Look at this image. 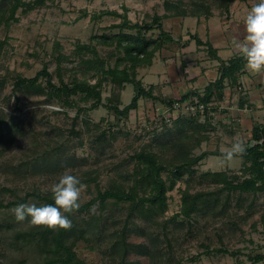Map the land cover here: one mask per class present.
<instances>
[{
	"label": "rangeland",
	"instance_id": "374dc122",
	"mask_svg": "<svg viewBox=\"0 0 264 264\" xmlns=\"http://www.w3.org/2000/svg\"><path fill=\"white\" fill-rule=\"evenodd\" d=\"M165 1H183L188 15L164 18V29L178 42L160 50L152 67L138 69V79L146 89L153 87L154 95L177 100L188 91L203 93L207 84L218 77L219 63L199 49L195 34L206 41L216 26H227L234 19L243 20L247 15L245 12L257 0H55L36 5L33 10L19 9L17 21L0 30V41L5 42L0 54V81L6 82L0 86V119H5V128V123L12 127L9 138L0 142V190L16 188L22 195L34 190L51 192V186L60 174L69 169L80 179L96 180V183L90 180L89 184H84L79 200L83 205L97 196L98 188L105 190L113 182L123 181L122 178L132 174L136 164L132 158L136 152L146 149L166 162L175 161L177 154L180 155L173 146L180 137V132H175V121L194 116L198 112L197 106L170 112L167 105L143 98L128 118L119 120L104 105L90 110L92 102L82 103L78 96L73 100L79 107L68 108L57 100L49 101L46 96L31 94L15 86L18 79L33 78L45 66L57 86L60 75L65 83L86 78L95 84L99 74L94 71L87 75L83 73L77 47L97 45L98 53L104 59L114 52L115 58L109 62L114 65L118 56L115 48L98 44L91 38L118 33L119 30L112 27L121 24L125 14L134 24L150 22L155 15H169ZM200 2L210 7L211 17L198 19L192 15L195 4ZM236 5L242 11L240 17L237 12L230 13V8L235 11ZM110 12H116L118 16L110 15ZM145 35L155 39L159 31H149ZM185 42L190 44L183 47ZM60 54L67 59L59 62ZM87 57L92 58V55ZM40 82L47 85L46 79ZM113 92L120 93L121 109L128 106L135 95L130 84L121 91L113 84H103V104L108 103ZM226 95L223 101L213 103L214 109L210 110L208 119L206 114L199 117L198 124L209 123L202 134L207 133L210 140L195 150L194 156L204 152L226 153L236 141L247 145L252 130L264 125V120L261 122L254 114L245 113L253 121L248 130L241 123L244 112H239L237 93ZM79 108L86 111L77 117ZM168 118L170 122L163 123ZM178 162L182 160L179 158ZM245 168L244 159L238 156L229 161L208 156L191 167L194 172L177 179L174 189L167 193L168 210L159 219L161 224H151L140 218L128 223L127 242L145 244L150 251L148 255L132 251L126 257V263L255 264L251 258L264 256V191H229L217 184L219 178L211 175L224 172L245 179L250 177L249 172H244ZM162 178L167 184L172 181L168 173H163ZM184 191L192 195L203 193L208 203L202 205L191 219L180 216L172 221L173 216L180 214ZM127 213L124 207L112 203L103 212L100 203L77 212L76 221L83 228L90 224L92 227H88V232H95L91 242L77 243V256L86 264H120L121 254L113 244L123 232ZM3 214L0 216V264H14L13 260H21V257L8 248L13 239L1 228L4 219L15 217L14 209ZM99 216L101 219L96 226L92 220ZM29 221L30 218L23 222L30 225ZM209 250L213 251L210 255L207 254ZM216 250H227L228 254Z\"/></svg>",
	"mask_w": 264,
	"mask_h": 264
},
{
	"label": "trees",
	"instance_id": "16d2710c",
	"mask_svg": "<svg viewBox=\"0 0 264 264\" xmlns=\"http://www.w3.org/2000/svg\"><path fill=\"white\" fill-rule=\"evenodd\" d=\"M49 1L54 2L55 0H0V30L3 27L9 28L12 22L17 21L16 13L19 9L26 8L27 11L33 10L36 5H45ZM164 7L169 15H155L150 22L134 24L128 20L125 14L121 24L112 27L113 29H118V33L111 36L102 35L91 38L92 41L96 40L98 44L115 48L118 56L114 65L109 64L115 58L116 54L114 52H110L109 55L107 54L108 57L104 59L99 55L97 45H79L77 47L76 53L82 58L83 73L87 75L89 71H94L97 75L99 74L98 81L95 84H92L86 78L74 81L71 84L65 83L60 75V83L57 86L53 83L52 75L49 73L47 66L38 72L35 77L20 78L16 82V87H22L26 92L31 94L46 96L49 101L57 100L64 107H79V103L73 100V97L76 96L79 97V101L82 103L87 104L92 102L90 110L98 109L104 105L119 120L128 118L130 112L138 107L139 100L143 98L159 101L167 105L170 112L174 111L176 104L181 106L185 104L197 106L198 112L187 119L178 118L175 121V132H180V137L173 143V146L175 145L180 155L177 154V157L175 156L174 162H166L162 157H159L160 155L158 156V154L146 149L136 152L132 158L136 162L133 173L122 178L123 181L113 182L105 190L98 188L95 198L88 203L80 205L79 209L74 212L69 213V218L72 221L70 229L34 226L30 222V225H27L28 223L25 225L23 221L20 224L21 221H17L14 216H11L8 220L4 219L5 224L1 225V228L4 233L9 232L10 235H7L13 239L12 242L10 241L8 248L14 254H17V257H21V260H13L14 264H86L77 256L75 249L79 241L87 240L91 242V237L95 235V232H88V227H92L90 224L86 228H83L81 223L76 221L75 214L88 210L96 203H100L102 212L108 209L110 203L116 206L121 205L128 212L126 217L127 223L123 228V232L120 238L113 244V248L117 247L121 254L120 264H127L126 257L132 251L139 254H149L150 248L145 244L134 245L127 242L125 231L128 223L135 218H140L141 220L149 221L151 224H161L159 219L168 210L167 193L174 189L175 181L185 173H193L194 170L192 171L191 167H194V165L200 163L208 156L224 158L225 153L220 151L214 153L204 152L201 155L194 156L195 150L204 142L210 140V136L207 133L202 134V131H207L206 127L209 123L198 124V119L205 114L208 119L210 112H212L210 110L214 109L212 107L213 103L225 99L226 89L228 87L233 89L239 86V75L245 70L246 61L242 55H234L228 60H222L217 55L218 50L209 40L203 41L199 38L198 34H195V40L199 49H203L212 60L219 63L217 79L208 83L203 93L197 90L188 91L177 100L154 95V88L150 87L146 89L142 81L138 79V69L152 67L153 60L160 50L164 49L167 45L178 42L164 29V18L171 17V15H188L183 1L176 3L165 1ZM194 9L195 11L192 12V15L198 19L202 16L211 17L210 7L203 2L195 4ZM227 9L226 12H229ZM109 14L118 16L116 12H110ZM149 31H159L158 37L155 39L148 38L145 33ZM4 44V41H0V54ZM189 44L190 42H185L183 47H187ZM89 54L92 55V58L87 57ZM57 59L60 62L67 59V56L60 54ZM42 79H46V86L43 85V82H40ZM5 83V80L0 81V86L2 87ZM103 84H113L118 91L123 90L127 84H130L134 88L135 95L131 103L124 109L120 108L121 100L120 93L118 92H113L108 99V103L103 104ZM200 106H203L204 110H200ZM244 106L245 101L241 96L239 107L244 108ZM180 109H183V107H180ZM84 111L86 110L79 108L77 117ZM4 121L5 119H0V128L3 126L2 130H0V142L3 143L4 140L9 138V133L12 132V127L9 124L5 123L8 127L5 128ZM165 121L166 119L163 120V123ZM260 134L263 136V143L261 144L258 143L260 141ZM105 135L106 132L102 134V136ZM251 135L249 142L246 143V152L243 156H234L244 159L246 165L244 172H249V178L241 179V177L236 175L231 177L224 172L211 173V175L219 178L217 184L223 185L229 191H240L242 193L264 191V125L254 128ZM253 141L257 143L251 146L250 144ZM179 158L182 160L180 163L178 162ZM163 173H168L172 177L170 184H167L162 178ZM80 180L83 185L89 184L90 180L96 183L95 178H91L90 180L83 178ZM96 186L99 187L98 185ZM7 194L9 198L6 197ZM30 202H33L37 206L53 203L52 192L43 193L40 190H34L22 195L19 189L3 188L0 190V216L4 215L3 212L6 210L15 209L20 203L30 204ZM207 203L205 194L196 193L192 195L188 191H184L180 214L173 216L172 221H176L180 216L185 219H191L201 209L202 205ZM29 218H26V220ZM100 219L99 216L95 217L92 221L97 226ZM149 242L153 243L151 239H149ZM211 252L213 251L211 250ZM211 252L209 250L207 254L210 255ZM216 252L228 254L227 250H216ZM114 255L117 256V253ZM263 260L264 256L250 259L255 264Z\"/></svg>",
	"mask_w": 264,
	"mask_h": 264
},
{
	"label": "clouds",
	"instance_id": "9594fccd",
	"mask_svg": "<svg viewBox=\"0 0 264 264\" xmlns=\"http://www.w3.org/2000/svg\"><path fill=\"white\" fill-rule=\"evenodd\" d=\"M244 23L245 42L238 43L236 47L245 59L248 70L264 73V0H257L250 8ZM245 152L246 145L236 141L231 150L224 154V159L231 160L236 155L243 156ZM83 187L80 178L65 169L51 186L53 203L41 206L20 203L14 209L15 218L22 222L30 217L29 222L34 226L70 229L72 221L68 214L79 209Z\"/></svg>",
	"mask_w": 264,
	"mask_h": 264
},
{
	"label": "crops",
	"instance_id": "0c3cea01",
	"mask_svg": "<svg viewBox=\"0 0 264 264\" xmlns=\"http://www.w3.org/2000/svg\"><path fill=\"white\" fill-rule=\"evenodd\" d=\"M231 12H237V17L242 15V11L238 9L237 5L235 6V11H232L230 8V13ZM244 17H246V14ZM244 21L245 18H243V20L234 19L231 20L229 22L230 24L227 26H224L223 24L216 26L214 29L215 32H212L209 35V38H206L218 50L217 55L222 60H228L234 55H241L236 45L238 43L245 42L246 29ZM231 52L234 53V55H229ZM238 84L239 86L237 88L232 89L231 87H228L226 89L225 96L227 97L226 94L228 93L229 95L231 94V96H233V94L236 92L238 95V106L241 96L244 98L245 106L244 108H240L239 112L241 110V113L244 112L242 115L244 116V121L241 123L242 125H246L248 127L247 129L249 130L252 127L253 121L251 120V116L249 117L245 113H250L252 115L254 114V118L261 122L264 120V73H252L246 67L245 70L239 75ZM237 89L239 90L238 92ZM246 117H249V119Z\"/></svg>",
	"mask_w": 264,
	"mask_h": 264
},
{
	"label": "built area",
	"instance_id": "2783aa9c",
	"mask_svg": "<svg viewBox=\"0 0 264 264\" xmlns=\"http://www.w3.org/2000/svg\"><path fill=\"white\" fill-rule=\"evenodd\" d=\"M180 107H183L184 109H190L189 107H193L194 109H195V107L193 106V105H190V104H185V105H179V104H176L175 106H174V109L176 110V109H180ZM200 110H204V107L203 106H200V108H199ZM168 116H170V115H168ZM167 116V117H168ZM166 121H167V123H169L170 122V118H168V119H166Z\"/></svg>",
	"mask_w": 264,
	"mask_h": 264
},
{
	"label": "water",
	"instance_id": "95a60500",
	"mask_svg": "<svg viewBox=\"0 0 264 264\" xmlns=\"http://www.w3.org/2000/svg\"><path fill=\"white\" fill-rule=\"evenodd\" d=\"M255 143H257V142H255ZM255 143H254V141H253V142H251L250 145L252 146V145H254ZM258 143H259V144L263 143V136H262L261 134H260V141H259Z\"/></svg>",
	"mask_w": 264,
	"mask_h": 264
}]
</instances>
